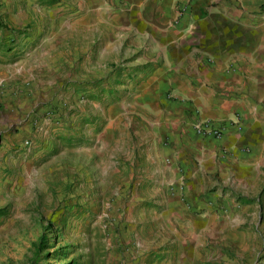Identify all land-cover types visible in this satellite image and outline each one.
Returning <instances> with one entry per match:
<instances>
[{"label":"crops","instance_id":"1","mask_svg":"<svg viewBox=\"0 0 264 264\" xmlns=\"http://www.w3.org/2000/svg\"><path fill=\"white\" fill-rule=\"evenodd\" d=\"M77 3L83 14L68 17L58 33L67 31V38H49L7 65L3 99L28 109L78 105L77 95L96 90L105 56L120 48L133 55L125 75L134 78L131 92L141 79L131 101L142 113L133 125L140 142L129 140L124 153L137 151L145 167L155 164L165 193L163 221L176 241L163 250L165 261L232 264L223 251L227 242L220 241L243 223L250 200L253 209H264V0ZM72 32L79 37L72 40ZM108 109L114 117L116 109ZM204 121L220 128L219 138L196 133ZM117 127L107 119L105 128Z\"/></svg>","mask_w":264,"mask_h":264},{"label":"rangeland","instance_id":"2","mask_svg":"<svg viewBox=\"0 0 264 264\" xmlns=\"http://www.w3.org/2000/svg\"><path fill=\"white\" fill-rule=\"evenodd\" d=\"M77 2L0 0V83L7 65L49 38H67V31L58 33L68 17L75 21L83 14ZM78 37L72 32V40ZM124 51L105 56L96 90L77 95L78 105L69 100L28 109L3 99L0 85V264H167L163 250L170 252L176 241L163 221L165 193L155 164L145 167L137 151L124 153L129 140L138 147L133 125L142 114L131 103L141 79L131 92L127 84L134 78L125 70L133 55ZM109 107L116 109L114 117ZM108 118L117 129L105 128ZM165 178L170 182L172 176ZM259 206L253 209L250 200L243 223L220 241L227 242L223 251L232 264H264ZM257 210L258 222L252 216Z\"/></svg>","mask_w":264,"mask_h":264},{"label":"built area","instance_id":"3","mask_svg":"<svg viewBox=\"0 0 264 264\" xmlns=\"http://www.w3.org/2000/svg\"><path fill=\"white\" fill-rule=\"evenodd\" d=\"M196 129H197L196 133L198 135H201V136L209 135V136L216 138V139L220 137V133H221L219 127H217V126L215 127L207 121H204V122L198 124ZM25 144H26V142H25Z\"/></svg>","mask_w":264,"mask_h":264},{"label":"trees","instance_id":"4","mask_svg":"<svg viewBox=\"0 0 264 264\" xmlns=\"http://www.w3.org/2000/svg\"><path fill=\"white\" fill-rule=\"evenodd\" d=\"M52 2H54V0H50V3ZM41 249H42V238L35 247V254L37 255Z\"/></svg>","mask_w":264,"mask_h":264}]
</instances>
